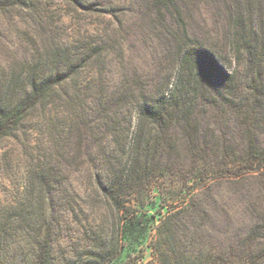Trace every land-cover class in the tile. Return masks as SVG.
I'll use <instances>...</instances> for the list:
<instances>
[{
  "label": "trees",
  "instance_id": "trees-1",
  "mask_svg": "<svg viewBox=\"0 0 264 264\" xmlns=\"http://www.w3.org/2000/svg\"><path fill=\"white\" fill-rule=\"evenodd\" d=\"M9 1L0 0V10ZM84 1L71 0L90 10L92 3ZM152 1L154 18L164 24L167 42L175 50L174 66L155 87L141 86L139 94L92 91V83L103 81L109 52L89 45L79 52L60 42L52 70L24 75L20 96L1 110L0 137L24 130L35 112V126L41 131L49 128L47 139L36 136L35 130V148L55 147L56 156L66 152L71 163L80 166L83 156L91 153L87 142L96 130L100 132L103 168L97 173L98 191L104 206L117 213L118 227L137 242L146 237L151 219L127 199L140 200L137 196L151 191L160 176L179 172L199 179L193 192L230 185V191L243 199L249 223L233 227L227 246H216L207 258L226 264L222 255L228 254L227 264H264V0H214L220 3L218 10L223 7L224 39L232 52L210 42V32L205 38V33L192 29L182 0ZM192 1L201 12L200 4L209 0ZM15 4L27 2L13 0ZM234 61L237 67L232 66ZM87 77L90 85L82 86ZM26 135L30 142L33 130ZM106 136L114 145L111 152L106 150ZM53 177L46 179L56 182ZM200 212L207 209L186 201L164 215L153 245L160 264L158 255L166 240L170 243L180 229L184 235L191 228L192 237L197 234ZM179 242L183 250L164 254L165 262L201 264L203 251L195 254ZM141 259L135 256L134 263ZM37 264H55L49 234L40 242Z\"/></svg>",
  "mask_w": 264,
  "mask_h": 264
},
{
  "label": "rangeland",
  "instance_id": "rangeland-1",
  "mask_svg": "<svg viewBox=\"0 0 264 264\" xmlns=\"http://www.w3.org/2000/svg\"><path fill=\"white\" fill-rule=\"evenodd\" d=\"M12 2L0 10V112L20 96L24 75L34 76L41 68L52 70L60 42L74 45L79 52L87 51L88 45L97 52H109L103 81L92 83V91L116 89L139 94L141 86L155 87L174 66L175 50L167 42L164 24L154 18L152 0L84 1L92 3L90 10L71 0H26V6ZM182 2L192 29L205 33V38L210 32V42L232 52L224 39L227 22L222 5L218 10V1L201 3V13L192 0ZM232 66L237 67V62ZM88 82L87 77L82 86L90 85ZM36 120L34 112L24 130L0 137V264H37L40 242L48 234L55 264H135V256L142 258L138 264H160L153 248L157 227L169 210L186 201L207 209V213H199L200 228L194 237L193 228L186 235L180 229L177 237L170 239L178 245L166 240L158 258L167 264L164 259L168 254L183 250L181 241L195 254L203 251L201 264H213L208 252L219 245L226 247L233 227L249 223L246 205L240 195L230 191V185L193 192L200 186L199 179L166 173L151 191L137 196L140 200L127 199L151 219L146 237L137 242L118 227L117 213L104 206L97 188V173L103 168L99 155L102 134L96 130L87 142L90 156H83V163L76 166L66 152L63 157L56 156L55 147L35 148V130L38 137L47 139L49 134V128L44 127L43 132L41 126H35ZM28 130H33L30 142ZM104 140L111 152V138ZM86 150L84 147L83 152ZM64 151L61 149V154ZM53 176L57 181L50 183L46 177ZM222 257L227 264L228 254Z\"/></svg>",
  "mask_w": 264,
  "mask_h": 264
}]
</instances>
